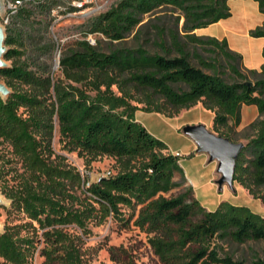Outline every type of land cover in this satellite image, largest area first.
<instances>
[{
    "label": "trees",
    "instance_id": "trees-1",
    "mask_svg": "<svg viewBox=\"0 0 264 264\" xmlns=\"http://www.w3.org/2000/svg\"><path fill=\"white\" fill-rule=\"evenodd\" d=\"M59 1L23 0L4 23L5 32L17 23L29 24L36 12H50ZM227 1L118 0L88 22L84 36L99 34L110 42H121L140 26L143 16L169 9L179 13L177 21L183 19L180 30L176 24L174 29L156 27V33L160 41L168 39L169 53L176 55H151L141 48L103 53L83 39L61 54L57 76L45 62H38L35 68L25 60L15 62L22 52L13 46L21 42L22 35L6 34L8 49L3 59L12 62L0 69V80L10 91L6 97L0 96V141L10 145L27 174L5 196L11 209L29 220L25 227L35 229V223L43 230L42 264H83L80 246L61 226L74 222L84 228L85 219L121 217L124 206L139 207L133 225L146 233L161 264H246L225 245L264 242V217L247 207L223 201L207 210L189 186L166 196L186 181L179 156L135 119L138 110L171 118L199 102L213 114L217 131L229 121L238 125L244 105L255 106L264 115V79L248 87L245 82L228 83L218 74H208L202 68L214 71L215 64L195 56L200 67L193 66L180 41L184 37L221 52L230 62V72L244 79L231 63L241 62V56L230 51L224 39L193 33L229 17ZM255 1L264 14V0ZM249 35L264 37V23ZM246 71L264 73V64L260 71ZM137 94L141 99L135 100ZM133 100L144 107L131 105ZM56 128L63 150L76 152L88 164L112 158L118 171L88 186L87 179L74 174L79 189L76 196L62 182L65 175L52 159ZM219 136L231 141L228 135ZM176 175L180 182L174 181ZM233 181L264 203V120L257 136L238 155ZM32 246L31 236L18 237L13 228L0 233V257L10 264H22ZM249 264H264V259L256 255Z\"/></svg>",
    "mask_w": 264,
    "mask_h": 264
},
{
    "label": "rangeland",
    "instance_id": "rangeland-1",
    "mask_svg": "<svg viewBox=\"0 0 264 264\" xmlns=\"http://www.w3.org/2000/svg\"><path fill=\"white\" fill-rule=\"evenodd\" d=\"M117 2L118 0H61L56 6H51L50 12L44 14L36 12L30 18L29 24L17 23L15 26H11L10 31L7 32H5L4 16L1 10L0 25L4 29L5 37L9 32H20L22 35L21 42H17L13 46L22 52L21 55L14 58L15 62L25 60L31 65V68H35L38 62H45L55 76L59 75L61 54L71 48L74 42L83 39L93 41L91 45L103 53H110L115 49L133 51L141 48L151 55L168 57L176 55L173 51L169 53L168 39L162 42L156 33V27L174 29L176 24L180 30L183 19L180 18L177 21L179 13L169 9L155 15H159V17L143 16L140 26L121 42H110L99 34L84 36L88 22L109 10ZM70 8H78V10L71 11ZM204 34L215 37L217 28L211 27ZM180 41L193 66L200 67L195 56L215 64L214 71L202 68L208 74H218L228 83L250 82L253 85L257 80L264 79V73L251 75L242 68L241 62L231 61L245 75L244 79L237 78L230 72L228 67L230 62L223 58L221 52L189 42L184 37ZM7 49L8 47H6ZM46 49L49 51H45ZM5 62L9 66L12 61ZM0 81L2 82V80ZM180 87L185 89L184 85H180ZM112 89L117 92L115 86ZM2 97L4 98V96ZM135 97V100L141 99L138 94ZM135 100L130 101V104L139 108L144 107L143 103H137ZM135 116L152 135L167 144L173 152H180L179 159L183 172H185V179L188 177L194 181L190 185L186 179L182 186L166 196L177 195L189 186L193 190V195L207 210H214L221 202L226 201L232 205L247 207L251 212L264 217V203L253 198L238 183L234 182L232 188L223 185L220 190L218 189L217 180L220 175L216 171L217 163L210 162L206 154L197 153L196 149L192 153L191 149L194 143L182 132V128L186 125L201 124L208 131L216 135H228L232 142L242 143L245 146L257 136L261 122L264 120V115L259 114L255 106H242L240 123L234 125L232 121H229L226 127H221L218 131L213 127V114L204 109L200 102L190 109H182L171 118L165 117L163 114L140 110L135 112ZM52 149L54 151L52 159H55L54 162L65 175L62 182L76 196L79 195V189L78 183L73 178L74 174H78L82 179H87L91 183L96 182L107 171L111 173L118 171L112 158L102 157L88 164L76 152L63 150L62 144L59 142L57 128L53 133ZM169 152L172 151L169 150ZM245 156L248 157L249 154L245 153ZM22 174L27 173L24 172L21 160L12 154L11 147L7 142L0 141V233H3L6 228H13L18 237L31 236L33 246L22 264H42L44 258L41 255V250L44 246V239L41 234L43 230H40L35 223V229L29 226L25 227L23 224L29 220L23 213L12 210L11 201L5 196L6 190L18 183ZM180 179V176L176 175L174 181L180 182ZM75 205H78L77 202ZM138 208L122 207L120 209L121 217L110 215L101 221L94 218L85 219L84 228H80L74 222L62 225L61 228L71 234L80 246L83 264H161L148 244L146 233L133 225ZM130 217L131 219H129ZM225 246L235 258L243 259L246 264H249L256 255L264 259V242ZM0 264L10 263L0 257Z\"/></svg>",
    "mask_w": 264,
    "mask_h": 264
},
{
    "label": "crops",
    "instance_id": "crops-1",
    "mask_svg": "<svg viewBox=\"0 0 264 264\" xmlns=\"http://www.w3.org/2000/svg\"><path fill=\"white\" fill-rule=\"evenodd\" d=\"M227 5L230 10L229 17L221 19L206 28L196 29L193 33L200 37H212L204 33L211 27H216L217 34L212 38L217 40L224 39L228 49L241 56L243 69L260 71L262 64H264V37H251L249 31L264 23V14L259 12L255 0H228ZM135 119L138 121L136 116ZM195 149L196 146L194 144L191 152L193 153ZM169 150L173 154L181 155L178 151L173 152L170 148ZM179 164L182 167L180 159ZM186 179L190 185L191 183L193 184V179L188 177Z\"/></svg>",
    "mask_w": 264,
    "mask_h": 264
},
{
    "label": "water",
    "instance_id": "water-1",
    "mask_svg": "<svg viewBox=\"0 0 264 264\" xmlns=\"http://www.w3.org/2000/svg\"><path fill=\"white\" fill-rule=\"evenodd\" d=\"M1 10L2 6L0 2ZM4 41V29L0 25V69L7 67L3 59L6 52ZM245 84L248 87L252 85L250 82H245ZM9 93V89L0 81V96L6 97ZM182 132L193 141L197 153H204L208 156L210 162L215 161L217 163L216 171L220 175L217 180L218 189L220 190L223 185L232 188L236 161L244 145L242 143H234L227 138L216 135L208 131L201 124L186 125L182 128Z\"/></svg>",
    "mask_w": 264,
    "mask_h": 264
},
{
    "label": "built area",
    "instance_id": "built-area-1",
    "mask_svg": "<svg viewBox=\"0 0 264 264\" xmlns=\"http://www.w3.org/2000/svg\"><path fill=\"white\" fill-rule=\"evenodd\" d=\"M1 6H2V12H3V22H8L9 15L15 13L19 7L22 6L23 0H0ZM90 44L93 43V41L88 40ZM176 155H178L176 153ZM110 175V172L107 171L104 174H102L99 178L108 177ZM86 185H89V182L87 181Z\"/></svg>",
    "mask_w": 264,
    "mask_h": 264
}]
</instances>
